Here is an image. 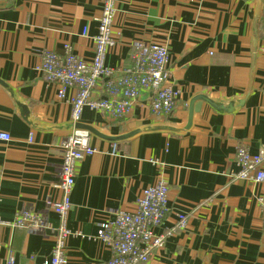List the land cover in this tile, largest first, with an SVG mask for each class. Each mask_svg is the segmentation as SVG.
<instances>
[{"label": "crops", "instance_id": "crops-1", "mask_svg": "<svg viewBox=\"0 0 264 264\" xmlns=\"http://www.w3.org/2000/svg\"><path fill=\"white\" fill-rule=\"evenodd\" d=\"M101 4L0 0V130L11 136L0 141V264L10 251L16 264L50 257L59 216L45 202L61 197L53 186L59 146L74 127L89 132L95 151L75 167L66 264L109 258V247L93 238L98 223L134 210L142 189L160 179L169 211L155 228L163 246L148 264H264V182L229 175L238 146L264 148V0H116V43L105 63L128 66L135 42L164 44L179 97L170 116L152 114L145 91L121 118L85 107L74 125L75 89L59 99L37 67L43 50L61 53L65 42L90 60ZM103 83L91 98L102 96ZM191 103L198 109L188 125ZM22 208L42 212L52 228L9 225ZM177 213L187 226L168 234Z\"/></svg>", "mask_w": 264, "mask_h": 264}, {"label": "built area", "instance_id": "built-area-1", "mask_svg": "<svg viewBox=\"0 0 264 264\" xmlns=\"http://www.w3.org/2000/svg\"><path fill=\"white\" fill-rule=\"evenodd\" d=\"M97 32L91 36L93 57L86 60L73 52L65 42L62 52L45 49L37 71L43 80L56 87L59 99L67 97L70 88L75 95L70 98L71 122L77 124L85 107L121 118L125 116L138 97L145 91L151 92L149 109L152 114L170 116L174 109L180 89L169 80V51L166 45L157 42H135L130 54V64L115 68L105 63V56L115 43L111 27L116 11V0H101ZM83 34L86 30H83ZM99 80L103 81V94L91 98V93ZM8 132L0 130V141H9ZM32 136L29 134L28 142ZM60 164L53 186L61 197L47 199V209L59 216L54 244L49 258L41 264H66V239L72 231L66 226L67 212L71 208L70 194L74 185L77 162L94 153L87 130L74 127L60 143ZM115 146H113V151ZM264 148L250 153L245 146H238L235 152L237 171L231 172L232 178L264 182ZM168 184L160 179L142 189L135 201V209L117 210L112 220L98 223L93 238L102 240L110 250V257L100 264H148L153 252L163 246L164 233L157 234L159 227L169 211ZM1 200V198H0ZM0 223L3 221L0 219ZM13 227L29 226L42 232L52 228L42 212L22 208L15 213L13 220L7 222ZM188 219L185 214L177 213L169 233L185 229ZM261 228L264 232V205L261 215ZM6 264H16L13 252H9Z\"/></svg>", "mask_w": 264, "mask_h": 264}, {"label": "water", "instance_id": "water-1", "mask_svg": "<svg viewBox=\"0 0 264 264\" xmlns=\"http://www.w3.org/2000/svg\"><path fill=\"white\" fill-rule=\"evenodd\" d=\"M198 105L196 107H192V103L189 105V116H188V125L190 124L191 121V116L193 111H197Z\"/></svg>", "mask_w": 264, "mask_h": 264}]
</instances>
